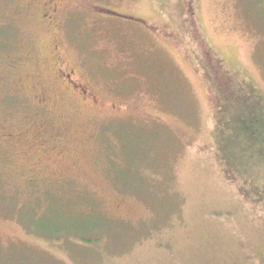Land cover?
I'll return each mask as SVG.
<instances>
[{
    "label": "rangeland",
    "instance_id": "rangeland-1",
    "mask_svg": "<svg viewBox=\"0 0 264 264\" xmlns=\"http://www.w3.org/2000/svg\"><path fill=\"white\" fill-rule=\"evenodd\" d=\"M260 11L0 0V264H264Z\"/></svg>",
    "mask_w": 264,
    "mask_h": 264
},
{
    "label": "trees",
    "instance_id": "trees-1",
    "mask_svg": "<svg viewBox=\"0 0 264 264\" xmlns=\"http://www.w3.org/2000/svg\"><path fill=\"white\" fill-rule=\"evenodd\" d=\"M263 1H256V3L261 4ZM259 13H264V12H259ZM245 109L242 110L243 113L245 114L247 112H250L251 116L253 117V122L255 121L254 124H250L246 127H238L235 131V136L237 135L238 139L237 142H234L233 145L229 143L228 140H230L227 137L221 138L220 144L221 148L224 150L225 154L229 157V159L233 160V162L236 163H241L243 164L245 158L252 159V158H257L258 160H264V143L261 144L260 142H264L263 137H264V104L261 103V101H254L246 104ZM256 119V120H255ZM250 133V139H247V144L244 143V138L242 134L244 132L247 134V131ZM262 135V137H261ZM246 136V135H245ZM248 141H252L248 142ZM255 142V143H254ZM258 142L260 144H258ZM256 145V147L254 145ZM258 152H262L259 154ZM38 217L34 218V222L36 223V229H38L39 232L45 233L50 236H55L52 235V232L49 230L47 231L43 227L38 226L40 222H38Z\"/></svg>",
    "mask_w": 264,
    "mask_h": 264
},
{
    "label": "flooded vegetation",
    "instance_id": "flooded-vegetation-1",
    "mask_svg": "<svg viewBox=\"0 0 264 264\" xmlns=\"http://www.w3.org/2000/svg\"><path fill=\"white\" fill-rule=\"evenodd\" d=\"M59 8L58 7H49L48 10L44 13V18H49L57 14Z\"/></svg>",
    "mask_w": 264,
    "mask_h": 264
}]
</instances>
